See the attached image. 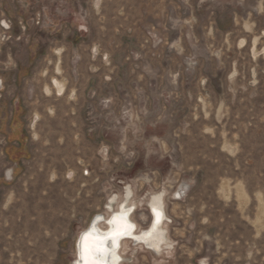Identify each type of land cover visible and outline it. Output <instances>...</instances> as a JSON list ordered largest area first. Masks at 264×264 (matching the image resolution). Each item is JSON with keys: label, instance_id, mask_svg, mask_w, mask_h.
I'll list each match as a JSON object with an SVG mask.
<instances>
[{"label": "rangeland", "instance_id": "obj_1", "mask_svg": "<svg viewBox=\"0 0 264 264\" xmlns=\"http://www.w3.org/2000/svg\"><path fill=\"white\" fill-rule=\"evenodd\" d=\"M127 187L172 247L122 264H264V0H0V264H75Z\"/></svg>", "mask_w": 264, "mask_h": 264}, {"label": "bare ground", "instance_id": "obj_2", "mask_svg": "<svg viewBox=\"0 0 264 264\" xmlns=\"http://www.w3.org/2000/svg\"><path fill=\"white\" fill-rule=\"evenodd\" d=\"M49 87L51 89L54 88L58 95H62L63 88L59 81L51 82ZM47 88L45 87L46 90H48ZM114 204L116 205L115 209L113 208ZM138 205L140 206V204ZM147 206L151 218L149 223L142 228L133 219L136 212V204L132 199L130 188H126L125 194L120 200L116 196L111 197L108 203V216L104 218L100 214L96 215L93 222L80 232L77 241V259L75 264H85V248L91 252L92 257L98 260L100 264H122L124 259L121 254L122 246L128 242L147 248L155 256L163 258L164 250H169L172 247V242L167 236V230L164 226L166 223V205L164 206L163 193L152 194L147 199ZM166 255L168 256V254ZM201 264L207 263L202 260Z\"/></svg>", "mask_w": 264, "mask_h": 264}, {"label": "crops", "instance_id": "obj_3", "mask_svg": "<svg viewBox=\"0 0 264 264\" xmlns=\"http://www.w3.org/2000/svg\"><path fill=\"white\" fill-rule=\"evenodd\" d=\"M256 43H257V37L253 36L252 37V42H251V51H252V53L254 55L256 53V48H255ZM246 44H247L246 40L245 39H241L240 42H239V47H245ZM92 51L95 53L97 51L96 47H93ZM12 130H13V132H15L14 128Z\"/></svg>", "mask_w": 264, "mask_h": 264}, {"label": "snow or ice", "instance_id": "obj_4", "mask_svg": "<svg viewBox=\"0 0 264 264\" xmlns=\"http://www.w3.org/2000/svg\"><path fill=\"white\" fill-rule=\"evenodd\" d=\"M85 264H100V262L92 257L91 252L85 248Z\"/></svg>", "mask_w": 264, "mask_h": 264}, {"label": "flooded vegetation", "instance_id": "obj_5", "mask_svg": "<svg viewBox=\"0 0 264 264\" xmlns=\"http://www.w3.org/2000/svg\"><path fill=\"white\" fill-rule=\"evenodd\" d=\"M15 129V131H16V128H14Z\"/></svg>", "mask_w": 264, "mask_h": 264}]
</instances>
